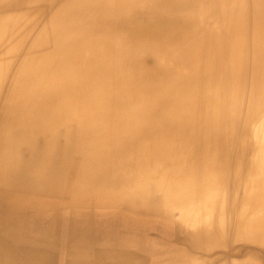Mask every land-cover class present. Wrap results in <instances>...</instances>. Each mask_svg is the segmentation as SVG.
Segmentation results:
<instances>
[{"label": "bare ground", "instance_id": "obj_1", "mask_svg": "<svg viewBox=\"0 0 264 264\" xmlns=\"http://www.w3.org/2000/svg\"><path fill=\"white\" fill-rule=\"evenodd\" d=\"M0 264H264V0H0Z\"/></svg>", "mask_w": 264, "mask_h": 264}, {"label": "rangeland", "instance_id": "obj_2", "mask_svg": "<svg viewBox=\"0 0 264 264\" xmlns=\"http://www.w3.org/2000/svg\"><path fill=\"white\" fill-rule=\"evenodd\" d=\"M133 227H135V226H133L132 224H130L128 222H125V223H121V225L117 228V231L120 234H124L125 236L133 234L132 232H134V231H136L134 233H140L141 232V230L139 228H136L135 230H132Z\"/></svg>", "mask_w": 264, "mask_h": 264}]
</instances>
